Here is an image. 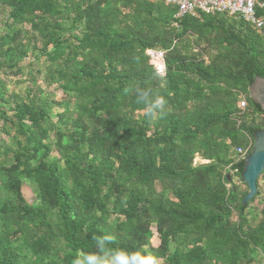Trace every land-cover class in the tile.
<instances>
[{
    "label": "trees",
    "instance_id": "obj_1",
    "mask_svg": "<svg viewBox=\"0 0 264 264\" xmlns=\"http://www.w3.org/2000/svg\"><path fill=\"white\" fill-rule=\"evenodd\" d=\"M1 9L0 72L43 58L45 83L63 99L34 87L10 93L0 79L9 138L0 141V264H71L92 250L93 234L129 250L148 245L163 264H253L260 253L264 264V210L244 230L262 194L244 207L248 188L228 179L232 171L243 183L236 150L250 155L264 129L248 93L264 78V27L222 15L176 20L160 0H0ZM149 51L162 53L164 75ZM145 86L168 100L162 117L138 100ZM197 154L210 163L194 166Z\"/></svg>",
    "mask_w": 264,
    "mask_h": 264
},
{
    "label": "rangeland",
    "instance_id": "obj_2",
    "mask_svg": "<svg viewBox=\"0 0 264 264\" xmlns=\"http://www.w3.org/2000/svg\"><path fill=\"white\" fill-rule=\"evenodd\" d=\"M8 16V10L7 9H1L0 10V35L5 33V22L7 20ZM25 29L29 31V26H25ZM157 52L159 54H162L159 51H153ZM150 56V55H149ZM160 56V55H159ZM151 57V64L156 68L157 65L154 64L153 56ZM161 57V56H160ZM163 60V55L161 57ZM46 62L45 59H35L33 56L27 57L20 66L22 67L23 71L22 73L17 72H10V73H4L0 72V79L4 80L5 83L8 86L10 93H15L20 96H26V91L30 87L34 88H40L43 89L45 92L49 94L50 97L54 98L56 102L61 101L63 99L62 92L58 89L57 85H48L45 83V76H46ZM157 69V68H156ZM164 75V72L161 73ZM60 111L58 108H55V112ZM11 114V112H10ZM57 119L55 118L54 121ZM2 126V123L0 124ZM5 141L8 143L9 138L6 134L0 133V141ZM53 156L55 158H58V154L56 151L54 152ZM236 160H238L237 157H235ZM209 161L203 160L201 156L198 154L196 155L194 159V166L198 165H206L209 164ZM228 176L230 178H233V182L239 186V188L242 191L246 190V186L239 180L238 177L235 176L234 172L230 171L228 173ZM258 188L259 192L262 194L261 196H258L256 200L249 206V208L246 210L245 218H246V226H244V230L247 231L249 228L256 227L262 220L263 214L262 211L264 210V201H263V190H264V173L258 180ZM22 193L29 205H34L36 203V197L34 194V189L28 184H24L22 187ZM173 196L170 194V198ZM231 221L233 223H238L240 221V218L238 214H234ZM153 231V237L151 239V247L156 249L159 246V238L158 234L156 232L155 226L152 227ZM173 251V248L171 249ZM259 257H263L260 253L258 256H255V259L253 260V264L259 261ZM164 263V260L162 261V264Z\"/></svg>",
    "mask_w": 264,
    "mask_h": 264
},
{
    "label": "clouds",
    "instance_id": "obj_3",
    "mask_svg": "<svg viewBox=\"0 0 264 264\" xmlns=\"http://www.w3.org/2000/svg\"><path fill=\"white\" fill-rule=\"evenodd\" d=\"M158 76L159 73H155ZM137 97L145 105L149 118L163 116L168 100L153 87L137 88ZM92 250H77L71 264H162L163 257L152 252L148 245L139 250H129L114 246V238L109 234L91 236Z\"/></svg>",
    "mask_w": 264,
    "mask_h": 264
},
{
    "label": "built area",
    "instance_id": "obj_4",
    "mask_svg": "<svg viewBox=\"0 0 264 264\" xmlns=\"http://www.w3.org/2000/svg\"><path fill=\"white\" fill-rule=\"evenodd\" d=\"M166 5L174 6L177 11L176 20L185 16L198 17L200 14L222 15L226 18L242 21L257 31L264 27V20L258 15V11L264 10V0H160ZM162 57V54H161ZM247 106L243 98L239 102V108L244 110ZM264 124V115L261 117ZM248 150L238 148L236 153L239 158L245 160Z\"/></svg>",
    "mask_w": 264,
    "mask_h": 264
},
{
    "label": "water",
    "instance_id": "obj_5",
    "mask_svg": "<svg viewBox=\"0 0 264 264\" xmlns=\"http://www.w3.org/2000/svg\"><path fill=\"white\" fill-rule=\"evenodd\" d=\"M157 52L149 51L148 55L153 56ZM161 56V54H159ZM159 73L165 70V62L161 68L156 66ZM251 100L260 106L264 113V78L257 77L254 83L248 88ZM264 173V129L255 132L253 151L244 160V168L242 172V181L248 188V193L242 201V205L246 207L252 200L258 196V180ZM230 180V176H228Z\"/></svg>",
    "mask_w": 264,
    "mask_h": 264
},
{
    "label": "bare ground",
    "instance_id": "obj_6",
    "mask_svg": "<svg viewBox=\"0 0 264 264\" xmlns=\"http://www.w3.org/2000/svg\"><path fill=\"white\" fill-rule=\"evenodd\" d=\"M153 60H154V62L157 64V67L159 68L160 66H159V61H162V63H163V59L159 56V55H157V54H154L153 55Z\"/></svg>",
    "mask_w": 264,
    "mask_h": 264
}]
</instances>
